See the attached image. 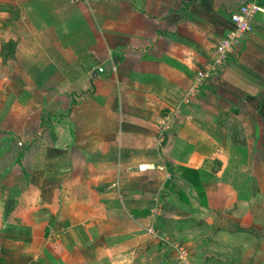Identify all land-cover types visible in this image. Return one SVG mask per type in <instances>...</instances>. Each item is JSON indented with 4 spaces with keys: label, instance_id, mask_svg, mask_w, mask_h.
Instances as JSON below:
<instances>
[{
    "label": "crops",
    "instance_id": "1",
    "mask_svg": "<svg viewBox=\"0 0 264 264\" xmlns=\"http://www.w3.org/2000/svg\"><path fill=\"white\" fill-rule=\"evenodd\" d=\"M244 1L0 0V264H252L214 240L264 204V0L187 95Z\"/></svg>",
    "mask_w": 264,
    "mask_h": 264
},
{
    "label": "built area",
    "instance_id": "2",
    "mask_svg": "<svg viewBox=\"0 0 264 264\" xmlns=\"http://www.w3.org/2000/svg\"><path fill=\"white\" fill-rule=\"evenodd\" d=\"M262 9L260 0H245L231 13L233 26L217 41L213 58L196 71L194 82L189 88L187 95L196 94L201 86L225 64L230 54L240 46L241 40L254 30V16L256 12ZM99 70H104V67L100 66ZM138 168L146 171L154 168V166L148 163H140Z\"/></svg>",
    "mask_w": 264,
    "mask_h": 264
},
{
    "label": "rangeland",
    "instance_id": "3",
    "mask_svg": "<svg viewBox=\"0 0 264 264\" xmlns=\"http://www.w3.org/2000/svg\"><path fill=\"white\" fill-rule=\"evenodd\" d=\"M242 208V209H241ZM246 209L247 213L244 214L242 217L238 216V215H242L243 211L241 212V214L239 212H237L236 215L232 214V216L230 215H225V220L224 221H218V225L216 229H222L225 230V232H220L218 233V237L215 234V240L216 241L218 238L220 239V241H217L219 243L220 248H224V245H229L232 244L234 246H237V248L241 251L239 254L238 252H228V250L224 249L220 252V254L218 253V255H224V257L226 256L227 259L233 257V256H238L241 255L242 258L246 259L248 257H251L252 255L254 257L257 256L256 253L257 252L261 255H264V204L261 206H253L252 204H245L243 206H241L237 211L240 210H244ZM251 210L253 211V213H250ZM245 211V210H244ZM249 212V213H248ZM163 215H165V210H163ZM226 218L228 220H226ZM232 223L233 225H230V223ZM211 226V224L205 223V226ZM232 227H235L236 229L238 228H246L250 231V229L252 228L253 235L251 236V232L249 234H247L246 232H242L241 235L236 236L233 234L228 233L226 230L231 231ZM204 230V228H203ZM205 230H209V229H205ZM247 230V231H248ZM255 230H258L260 232H257L259 234H257L255 232ZM232 232V231H231ZM208 237V235H206ZM206 236H203L204 239L206 241ZM172 240L176 241L178 244H184V242H186L185 239H183V237L181 236H173ZM202 240V241H203ZM198 241H194L193 243H197ZM254 246H261L262 247V251L259 252V250H257V248L254 247V249L252 251H250V246L251 245ZM188 248V246H186ZM193 247V246H192ZM190 251H189V256H188V260L189 258H192L196 256L197 253H192L190 255ZM179 257L178 260H180V258H182L180 256V254L178 253ZM219 257V256H218ZM196 259V258H195ZM259 259L264 260V256H260ZM180 263V262H179Z\"/></svg>",
    "mask_w": 264,
    "mask_h": 264
},
{
    "label": "trees",
    "instance_id": "4",
    "mask_svg": "<svg viewBox=\"0 0 264 264\" xmlns=\"http://www.w3.org/2000/svg\"><path fill=\"white\" fill-rule=\"evenodd\" d=\"M185 171H189V173H190L189 176L192 178V180L194 178L200 177V175H201V170L200 169L185 168ZM202 204L205 205V206H208L207 203H206V201L202 202ZM233 259H236V256H233L232 257V260ZM247 259L251 260L252 261V264H254L256 262V261H254L255 260V257L254 256L248 257ZM235 262H236V260L233 261V264ZM238 262H240V261H237V264H238Z\"/></svg>",
    "mask_w": 264,
    "mask_h": 264
}]
</instances>
